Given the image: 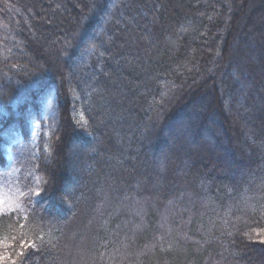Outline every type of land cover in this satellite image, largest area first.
I'll return each mask as SVG.
<instances>
[{
    "label": "trees",
    "instance_id": "16d2710c",
    "mask_svg": "<svg viewBox=\"0 0 264 264\" xmlns=\"http://www.w3.org/2000/svg\"><path fill=\"white\" fill-rule=\"evenodd\" d=\"M0 3V264H264V0Z\"/></svg>",
    "mask_w": 264,
    "mask_h": 264
},
{
    "label": "rangeland",
    "instance_id": "374dc122",
    "mask_svg": "<svg viewBox=\"0 0 264 264\" xmlns=\"http://www.w3.org/2000/svg\"><path fill=\"white\" fill-rule=\"evenodd\" d=\"M19 174L20 167L18 166L0 172V213L22 209L25 204L18 182Z\"/></svg>",
    "mask_w": 264,
    "mask_h": 264
}]
</instances>
